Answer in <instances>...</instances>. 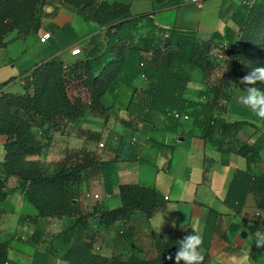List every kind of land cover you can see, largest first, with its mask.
I'll list each match as a JSON object with an SVG mask.
<instances>
[{"label": "trees", "instance_id": "1", "mask_svg": "<svg viewBox=\"0 0 264 264\" xmlns=\"http://www.w3.org/2000/svg\"><path fill=\"white\" fill-rule=\"evenodd\" d=\"M98 1L96 15L105 18H99V25L92 29L96 34L89 41L94 46L91 54L85 53L72 61L53 55L42 61L21 76L23 93L3 89L13 79L0 85V134L7 138L0 173V202L10 195L8 179L15 176L17 187L36 207L40 217H74L71 226L49 236V243L55 240L61 244V249L51 247L50 251L68 264H175L177 240L195 233L192 226L171 228L155 235L154 256L123 252L104 255L94 251L101 229H109L116 222L129 219L136 210L151 215L166 208L164 196L156 187L120 184V207L110 209L98 203L88 210L81 201V185L88 171L95 169H99L107 181L109 162L101 161L94 150L71 149L52 164L51 170L40 161L29 160L28 156L41 154L51 145L59 120H76L87 110L109 119L117 106L108 104L105 96L109 94L114 98L120 86L127 85L132 94L125 106L128 114V118L123 119L125 125L148 124L176 132L183 131L185 124L190 122L192 128L188 134L211 142L222 153H235L248 161L246 170L239 169L234 174L227 204L241 211L251 192L258 207L264 208V172L252 171V166L262 159L264 134L253 121L226 118L231 89L256 67L258 60L264 62V34L258 28H264V0L254 5L243 4L244 11L234 16L238 30L228 28L224 34L214 32L209 37L195 30L160 27L154 22L153 12L134 15L130 4L123 1ZM9 3L18 5L21 14L8 9ZM47 5L48 0H0V45L5 44L6 37L14 31L19 37L37 33ZM102 26L106 28L97 33ZM101 42L104 43L102 48L99 47ZM217 48L230 62L218 79L212 81L213 71L221 66L211 57ZM194 69H200L203 75L204 88L199 91L202 101L185 97ZM141 76L147 81L145 88L134 85L135 79ZM75 82L89 94V101L70 95L69 88ZM260 88L264 90L263 85ZM175 112L187 115L189 119H181ZM246 127H253L260 133L254 143L238 138L239 132ZM147 143L170 164L175 145L153 137L148 138ZM136 148V144L130 146L133 152ZM137 159L146 161L141 155ZM220 217L215 209H208L200 248L203 264L209 263V248ZM94 222L97 228L92 225ZM261 226L252 224L250 228L255 230ZM235 227L234 224L232 229ZM164 236L168 237L167 243H162ZM8 250L9 243L0 241V264L8 263ZM170 254L172 260L167 259Z\"/></svg>", "mask_w": 264, "mask_h": 264}, {"label": "crops", "instance_id": "2", "mask_svg": "<svg viewBox=\"0 0 264 264\" xmlns=\"http://www.w3.org/2000/svg\"><path fill=\"white\" fill-rule=\"evenodd\" d=\"M118 1L129 3L134 15L153 12L154 22L160 27L190 29L204 35L214 32L224 34L228 28L238 30L234 16L244 11L242 0H202L201 3L192 0ZM45 32H51L52 36L42 42L41 37ZM97 33H102V30ZM94 34L96 32L82 15L61 4H48L37 33L19 37L14 31L6 37V43L0 45V85L13 79L3 89L16 94L23 93L25 89L20 78L25 72L53 55L72 61L85 53L91 54L94 46L89 41ZM76 45L82 49L81 56L71 54V49ZM103 45L101 42L99 47ZM196 70L200 69L192 71L185 97L202 101L199 91L204 88L203 75L201 72L193 85ZM134 85L145 88L147 81L141 76L135 79ZM80 88L84 89L82 86ZM242 88L243 85L238 81L231 89L226 118L253 121L258 125L259 132L264 134V120L235 102L234 98L242 94ZM76 94L82 98L80 93ZM131 94L130 88L117 91L114 98L109 94L105 96L108 104L117 106L116 113L107 120L89 111L76 120H59V128L53 133L51 145L41 154L28 156V159L40 161L52 170L51 164L63 158L71 149L96 151L97 139L104 136L111 138L113 128L128 134L130 127L123 123V119L128 118L125 106ZM138 126L143 132L141 139L153 137L175 145L170 164L148 143L143 153H140L137 148L133 152L123 141H119L115 148L98 153L101 161L109 162L107 167L110 176L106 181L99 169L89 170L81 185L82 204L88 210L98 203L110 209L118 208L122 204L120 184L139 183L156 187L164 196L166 208L158 209L151 215L136 210L129 219L118 221L109 229H101L94 251L104 255L123 252L154 256L155 235L171 228L187 226H192L202 235L208 209L213 208L221 217L209 248L208 264H242L245 256L248 257L247 264H264V248H257L254 241L257 232L264 233V208L258 207L251 192L247 194L241 211L226 202L234 174L239 169L248 168L247 159L235 153H222L211 142L188 134L192 128L190 122L185 124L183 131L179 129L176 132L163 131L148 124ZM260 133L253 127H246L239 132L238 138L242 142L254 143ZM6 139L5 135L0 134V173L6 156ZM260 154L261 162L252 166L254 173L264 172V145ZM139 155L145 156L146 161L137 159ZM17 186L18 178L10 177V195L0 202V241L9 243L7 264H68L60 255L50 251L51 247L54 250L61 249V244L55 240L49 243V236L71 226L74 217H40L36 207ZM161 221V230H157L156 225ZM173 222L175 227L172 226ZM234 224L236 227L232 229ZM252 224L262 226L253 230L250 228ZM92 225L97 226L96 222ZM244 231L248 233L247 237L242 236Z\"/></svg>", "mask_w": 264, "mask_h": 264}, {"label": "rangeland", "instance_id": "3", "mask_svg": "<svg viewBox=\"0 0 264 264\" xmlns=\"http://www.w3.org/2000/svg\"><path fill=\"white\" fill-rule=\"evenodd\" d=\"M99 2L100 1H98V0H48V4H56V3L61 4L62 6L68 8L74 12H78V13L82 14L84 16L85 21L91 26L92 29L97 28V26L99 25V18H105V16H103V15H101V17H98L96 15L97 5ZM7 8L10 10H16L15 14H17V15L21 14V9L16 4L9 3ZM44 11L46 12V9H44ZM43 18H44V16H43ZM105 26H102L99 28H101V30H102V29L108 27L109 25L106 27ZM258 28H260V32L264 34V28L262 26H260ZM207 37H209V36L207 35ZM211 57L215 61V63L221 65L213 71V73L210 77V80L216 81L218 79V77L222 74V72H224V70H226V67L229 64L230 60L226 57V55L223 53V51L220 48L213 50L211 53ZM259 65L264 66V62L258 60L256 67ZM199 75L201 76V71L196 70L195 76L193 79V85L197 82ZM260 85L261 86L263 85V87H264V84H258L257 87H260ZM80 86H82V85L78 84L77 82L73 83L69 88V93L72 97L75 96V93H77V94L80 93L82 95V98L84 99V102H87L89 100L88 94L84 89L80 88ZM119 89L121 91H126V90L130 89V86L122 85V86H120ZM87 111H89L90 113H93L90 110H87ZM93 114H95V113H93ZM97 115L99 116V114H97ZM119 116H121V115L119 114ZM129 129L130 130H129L128 134L125 135L124 133L122 134L120 130H116L115 128H113L111 138L104 136L103 138L97 139L98 144L95 145L97 147L96 152L101 154L102 152L106 151L108 148H115L119 144L118 143L119 141L120 142L123 141L124 145H126L128 149H130L131 145L136 144L138 151L140 153H143L144 149H146L145 147H147L145 145L147 143V139H141V133H143L141 127L133 125ZM121 137L124 138V140H122ZM134 137L137 138L136 141L133 140ZM100 142L105 143V147L103 149H100V147H99ZM142 159H143V157H142ZM53 163H55V162H53ZM52 164H51V166H53Z\"/></svg>", "mask_w": 264, "mask_h": 264}, {"label": "clouds", "instance_id": "4", "mask_svg": "<svg viewBox=\"0 0 264 264\" xmlns=\"http://www.w3.org/2000/svg\"><path fill=\"white\" fill-rule=\"evenodd\" d=\"M239 84L243 85L242 94L235 96V102L251 110L258 118L264 120V90L257 87L258 84H264V66H257L248 71L240 78ZM163 221L156 225L157 230H161ZM175 227V222L172 224ZM168 237L164 236L162 243H167ZM255 244L257 248H264V233L255 234ZM203 243L202 235L198 232L190 233L177 240V249L174 254L175 264H203L204 257L200 252ZM172 260L170 254L167 257ZM248 257L243 258L242 264H247Z\"/></svg>", "mask_w": 264, "mask_h": 264}, {"label": "built area", "instance_id": "5", "mask_svg": "<svg viewBox=\"0 0 264 264\" xmlns=\"http://www.w3.org/2000/svg\"><path fill=\"white\" fill-rule=\"evenodd\" d=\"M192 1H194V2H198V3H201L202 2V0H192ZM258 1H260V0H242V2H243V4L244 5H254L255 3H257ZM52 36V33L51 32H45L44 34H43V36L41 37V41L42 42H45V41H47L50 37ZM167 36V35H166ZM82 49H81V47L79 46V45H76V46H74L72 49H71V54L73 55V56H80V55H82ZM144 78H145V76H143ZM175 115L177 116V117H180L181 119H184V120H188L189 119V117L187 116V115H180L179 113H177V112H175ZM134 141H136L137 140V138L136 137H134V139H133ZM99 147H100V149H103L104 147H105V143L104 142H100L99 143ZM98 197V196H97Z\"/></svg>", "mask_w": 264, "mask_h": 264}, {"label": "water", "instance_id": "6", "mask_svg": "<svg viewBox=\"0 0 264 264\" xmlns=\"http://www.w3.org/2000/svg\"><path fill=\"white\" fill-rule=\"evenodd\" d=\"M242 236L243 237H247L248 236V233L246 231L242 232Z\"/></svg>", "mask_w": 264, "mask_h": 264}]
</instances>
